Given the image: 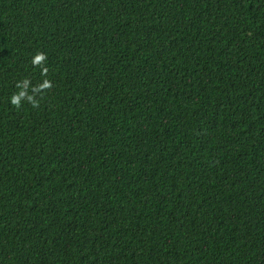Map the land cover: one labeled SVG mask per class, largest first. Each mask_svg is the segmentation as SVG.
<instances>
[{"label": "trees", "instance_id": "16d2710c", "mask_svg": "<svg viewBox=\"0 0 264 264\" xmlns=\"http://www.w3.org/2000/svg\"><path fill=\"white\" fill-rule=\"evenodd\" d=\"M0 264H264V0H0Z\"/></svg>", "mask_w": 264, "mask_h": 264}, {"label": "clouds", "instance_id": "9594fccd", "mask_svg": "<svg viewBox=\"0 0 264 264\" xmlns=\"http://www.w3.org/2000/svg\"><path fill=\"white\" fill-rule=\"evenodd\" d=\"M46 61L47 54L43 52H37L30 61L33 67L41 68V75L44 77H47L48 74ZM29 85L30 80L28 78H24L22 81L17 82L16 87L19 91L10 97V103L17 109L21 107L22 100H26L33 108L39 107V101L35 98L36 94L42 93L44 90L51 89L52 87L51 82L45 78L42 84L31 88L30 94Z\"/></svg>", "mask_w": 264, "mask_h": 264}]
</instances>
